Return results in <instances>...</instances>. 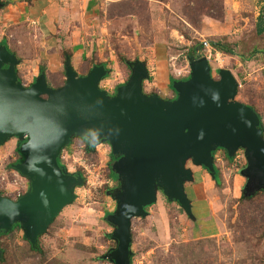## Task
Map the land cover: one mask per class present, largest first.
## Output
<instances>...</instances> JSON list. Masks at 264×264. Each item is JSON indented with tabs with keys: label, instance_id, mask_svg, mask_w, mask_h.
Instances as JSON below:
<instances>
[{
	"label": "rangeland",
	"instance_id": "rangeland-1",
	"mask_svg": "<svg viewBox=\"0 0 264 264\" xmlns=\"http://www.w3.org/2000/svg\"><path fill=\"white\" fill-rule=\"evenodd\" d=\"M93 1L98 5L97 20L87 23L90 32L83 35V42L90 45L91 61L105 63L109 70L108 78L100 84L102 90L114 96L117 88L132 75L127 61H139L149 74L143 81V93L175 100L173 82L189 77L191 61L207 57L213 79L219 80L222 70L233 74L239 84L235 101L257 111L264 136V54L257 53L246 62L239 56L249 57L254 50L264 51V37L256 34L264 6L262 0H223L222 20L203 17L196 25L184 14L188 0H141L146 2V17L142 20L126 14L121 7H111L115 2L122 3L121 0ZM8 24L11 22L0 17V42L10 34H13L11 40L21 36L16 49L22 65L17 69H20L21 82L29 87L43 66L40 52L35 50V45L43 42L37 32L39 26L27 21L15 26ZM211 39L230 43L237 54L215 50ZM205 42L209 43V49L203 45ZM92 46L99 51L92 52ZM194 49L197 50L192 54ZM83 65L77 68L79 76ZM94 148L96 155H87L86 145L75 137L60 156L62 168L68 174L81 172L86 182L75 189V201L39 237L44 264L58 261L60 264H108L99 259L117 246L112 239L114 227L107 221L117 209L112 194L120 181L108 178L115 157L107 141ZM213 157L220 172L219 185L207 169L195 166L191 160L186 164V169L193 173V181L185 182L191 215L159 192L157 203L148 209V216L132 221V264H264V238L260 246H254L261 231L246 232L243 239L242 232L233 227L241 218L240 199L247 184L243 175L248 167L246 150L239 149L233 157L217 150ZM246 238L251 239L250 243ZM4 241L18 258L27 245L23 230L14 239L8 237ZM18 261L17 264H40L42 259L33 256L25 262L21 258Z\"/></svg>",
	"mask_w": 264,
	"mask_h": 264
},
{
	"label": "water",
	"instance_id": "water-1",
	"mask_svg": "<svg viewBox=\"0 0 264 264\" xmlns=\"http://www.w3.org/2000/svg\"><path fill=\"white\" fill-rule=\"evenodd\" d=\"M18 65V58L0 44V146L12 138L21 142L24 159L14 168L29 182L17 199L0 195V233L20 224L25 239L36 246L75 201L84 178L68 174L59 163L75 136L90 147L107 141L115 157L111 167L120 185L112 194L117 209L107 221L117 246L101 257L113 264H131L132 221L148 216L146 207L157 203L159 192L191 215L185 193V182L193 181L186 169L189 160L216 178L214 152L222 149L233 157L243 148L248 161L245 195L264 189L259 116L235 101L239 84L230 71H220L219 80L212 78L206 57L191 62L187 79L173 82L175 100L143 93L149 74L139 61L130 64L132 75L114 96L100 88L109 75L103 65L79 76L67 57L66 81L58 89L48 85L44 72L25 86Z\"/></svg>",
	"mask_w": 264,
	"mask_h": 264
},
{
	"label": "crops",
	"instance_id": "crops-1",
	"mask_svg": "<svg viewBox=\"0 0 264 264\" xmlns=\"http://www.w3.org/2000/svg\"><path fill=\"white\" fill-rule=\"evenodd\" d=\"M31 1L30 6L25 1L15 8H5L2 10V14L0 13V17L5 21H10L9 26L19 25L26 21L39 26L37 32H39L40 41L43 42L36 44L37 49L35 50L40 52L39 57L48 73L65 72V63L63 62L65 51L72 53L71 64L76 71L78 66L83 63L92 68L100 66L96 65L97 62L91 61V51L88 50L90 45L83 42V35L90 32L86 26L87 23H90L92 19L97 20V15H95L98 10L97 2L95 3L93 0ZM34 31L36 32V29ZM91 48L92 52L99 51L94 46ZM102 57L100 54L99 58ZM19 65L21 66L22 62ZM105 65L104 63L103 66ZM18 70L20 69L18 68ZM37 77V75L34 76L33 83ZM62 79L66 80V75ZM20 143L18 139L12 138L0 146V192L12 199L18 198V193L21 191L26 193L29 189L28 180L14 168L15 165L22 162ZM2 176L7 177L8 181H2Z\"/></svg>",
	"mask_w": 264,
	"mask_h": 264
},
{
	"label": "trees",
	"instance_id": "trees-1",
	"mask_svg": "<svg viewBox=\"0 0 264 264\" xmlns=\"http://www.w3.org/2000/svg\"><path fill=\"white\" fill-rule=\"evenodd\" d=\"M25 1L29 6L32 3L31 0H0V5H1L0 11L4 10L5 8H15L21 2H25ZM121 2L122 3L115 2L111 5V7L112 6L113 7H116V6L121 7V8L126 10V12H127L126 14L136 15L140 20H142L144 17H146L145 16L146 2L141 1V0H135V1H133V0H129V1L121 0ZM262 2L264 3V0H262ZM190 3H193L194 5L191 6ZM187 4H188V7L185 8L184 14H185V17L187 18V20L193 25H196L197 22H200L203 17H210V18L216 19V20H222V18L224 17L223 0H188ZM110 10L111 9H109V13H110ZM256 34L259 37H264V6L262 8V13L260 14V16L258 18V22L256 25ZM10 37L13 38V35H11V34L7 35V37L4 38L0 44L6 46L7 49L9 50V52L18 58L19 63H20V62H22V57L19 55L16 48L18 47L17 43H19L18 37H21V36L16 35V38L12 39V40L9 39ZM210 43L215 50H217L221 53H224L227 55H236L237 54L230 43L224 42L220 39H218V40L211 39ZM202 46L203 45H200L201 48H202ZM196 50L197 49H194V51H192V54H195ZM257 53H261V54L263 53L264 54V51L260 52L258 50H254L251 53V55H249V57H243L242 55H239V56H240V58H242L243 61L246 62V61H250L255 56V54H257ZM63 57H64V63H65L67 60V57H69V58L72 57V53L70 51H65L63 53ZM124 61H126V60L124 59ZM131 63H133V62L127 61V67L130 70H131V66H130ZM86 65L87 64H85V66L83 65L81 67V75L82 76L87 75L92 69V67H88ZM96 65H104V64L97 63ZM42 72H44L46 74L47 82H48V85L50 87H52L54 89H58L65 84L66 80L62 79L63 77H65V72L55 73V74L54 73H48L46 71V68L44 65L40 68V73H42ZM17 73H18V71H17ZM18 77H19V80L21 81V77H20L19 73H18ZM106 78H108V76ZM75 137L72 138L70 145L66 149H68L71 146ZM79 139L86 145L85 152L87 155H96L95 148L90 147L88 145L87 140H85L83 138H79ZM218 150H222V149H218ZM232 159L233 158H231L230 160H232ZM59 163H60L61 167H64L61 163V159H59ZM111 166L112 165H110V167H109L108 178H109V180L110 179L111 180H118V177L112 171ZM78 174H80L83 177L81 172ZM219 175H220V172L218 169H216V178L215 179H216L218 185H219ZM85 182L86 181L84 179V184H85ZM21 193L24 194L25 192L21 191ZM0 195L6 197L2 192H0ZM240 204H241V206H240V214H241L240 220L241 221L239 220V222L236 223L235 225H233V227L242 232L241 235H242L243 239H244L243 235H245L246 232H247V234H251L253 231L260 230L261 235L258 237L257 243L254 244V246H260V244L262 243V239L264 238V189L260 190L259 192H256L255 194H252V195H245V193H243V195L240 199ZM152 206H154V205H152ZM150 207L151 206L146 207L147 212H148V209ZM21 230H22V228H21L20 224H15L13 226V228L11 229V231H9L7 233H5V232L0 233V250H1L0 264H17L19 262L18 260L20 258L23 262H25V261L29 260L30 258H32L33 256L34 257H36V256L41 257L42 262H39V263L44 264V262H43L44 253H43L42 247L40 245V238L38 240L37 245L33 246L32 243L30 241H28L27 239H25V237H24V240L27 242V245H26V247H24L21 250L22 255L19 256V258L16 256V254H17L16 252L13 254L10 252L11 247L8 246L4 240H6V238H8V237H12V239H14L15 235L18 232H20ZM245 240H247V238ZM247 241L249 242V241H251V239L248 238ZM12 249H13V251H15L14 248H12ZM99 260L102 262L105 261L102 258H100ZM55 264H60V262L58 261ZM131 264H132V259H131ZM203 264H206V263H203Z\"/></svg>",
	"mask_w": 264,
	"mask_h": 264
},
{
	"label": "built area",
	"instance_id": "built-area-1",
	"mask_svg": "<svg viewBox=\"0 0 264 264\" xmlns=\"http://www.w3.org/2000/svg\"><path fill=\"white\" fill-rule=\"evenodd\" d=\"M203 45L206 47V48H210V45H209V43H207V42H205V43H203ZM207 58V57H206ZM208 59V58H207ZM192 62V61H191ZM191 62L189 63V66H190V64H191ZM190 73H191V69H190V71L188 72V74L190 75ZM183 79H185V78H183ZM2 181H5V182H7L8 180H7V177H5V176H2ZM15 182H17L16 180H15ZM25 194V193H24ZM23 195V193H18V197H20V196H22ZM106 262L108 261V264H113L112 262H110L109 260H105Z\"/></svg>",
	"mask_w": 264,
	"mask_h": 264
},
{
	"label": "flooded vegetation",
	"instance_id": "flooded-vegetation-1",
	"mask_svg": "<svg viewBox=\"0 0 264 264\" xmlns=\"http://www.w3.org/2000/svg\"><path fill=\"white\" fill-rule=\"evenodd\" d=\"M182 80H185V79H182Z\"/></svg>",
	"mask_w": 264,
	"mask_h": 264
}]
</instances>
